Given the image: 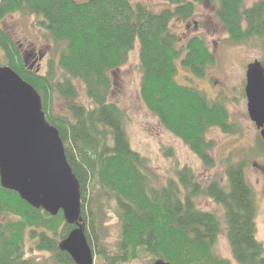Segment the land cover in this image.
Segmentation results:
<instances>
[{"label":"trees","instance_id":"16d2710c","mask_svg":"<svg viewBox=\"0 0 264 264\" xmlns=\"http://www.w3.org/2000/svg\"><path fill=\"white\" fill-rule=\"evenodd\" d=\"M166 1L169 6L156 12L130 0H0V65L11 67L40 94L46 118L58 128L80 182L82 201L79 222L69 224L62 210L53 216L4 188L0 170V264H76L62 243L75 228L84 226L93 249L90 231L99 235L94 213L99 192L117 202L121 223L118 252L99 250L108 262L147 259V264H154L162 259L171 264H233L216 252L221 221L196 204L204 196L224 208L233 260L264 264L255 192L245 165L231 163L224 184L215 179L203 185L185 168L179 174L180 187L156 186L147 159L132 146L125 112L110 101L113 71L126 66L138 47L144 103L204 165L214 166V144L207 133L213 127L230 131L227 108L177 81L179 61L203 78L214 55L198 36L188 41L183 53L171 29L175 18L190 19L196 5L208 0ZM209 1L232 41L252 37L264 41V1L249 7L246 0ZM18 12L37 16L56 46L57 62L49 59L46 74L30 68L2 26L7 15ZM56 95L66 101V114L56 111ZM27 241L44 255L28 256Z\"/></svg>","mask_w":264,"mask_h":264},{"label":"rangeland","instance_id":"374dc122","mask_svg":"<svg viewBox=\"0 0 264 264\" xmlns=\"http://www.w3.org/2000/svg\"><path fill=\"white\" fill-rule=\"evenodd\" d=\"M143 3L153 11H161L169 6L166 0H130ZM264 0H246V5ZM2 26L19 45L28 65L34 64L33 70L42 74L48 71L49 59L57 62L56 46L48 38L47 31L40 25L35 15L13 13L7 15ZM171 29L177 36L178 47L185 52L188 41L198 36L208 45L214 55L203 78L194 76L182 67L179 61L177 81L180 84L195 87L204 92L213 101H222L229 114L230 131L213 127L207 133L208 141L213 142V167L203 164L193 150L179 137L168 131L159 118L144 103L140 89L142 72L140 69L139 48L130 55L129 63L113 71L114 86L110 101L116 103L126 114V130L132 146L146 159L151 171V178L156 186L172 183L180 187V171L188 168L195 174L199 183L207 185L215 179L226 183L227 168L231 163L242 162L245 165L247 181L255 192L257 204V237L264 243V146L262 136L255 122L249 116L246 95L247 68L255 60L264 66V41L252 37L244 42H234L229 38L226 27L216 15V7L209 0L196 5V12L188 19L175 18ZM84 95V91H81ZM56 111L66 114V101L55 96ZM98 199V200H97ZM94 204L99 218V235L92 230L90 236L95 252L94 264H147L134 259L127 262L111 263L99 254L100 249L107 253H117L121 239V223L117 215V202L108 194L99 192ZM196 204L201 210L214 212L221 221V232L216 245V252L225 259L233 260L227 236V223L224 208L210 197L200 196ZM84 229V226H81ZM26 243L28 256L41 257ZM33 249H32V248Z\"/></svg>","mask_w":264,"mask_h":264},{"label":"water","instance_id":"95a60500","mask_svg":"<svg viewBox=\"0 0 264 264\" xmlns=\"http://www.w3.org/2000/svg\"><path fill=\"white\" fill-rule=\"evenodd\" d=\"M249 116L264 141V66L259 60L247 68ZM37 90L9 66L0 65V170L3 187L16 191L34 208L57 215L69 224L80 220L81 185L74 174L58 128L42 109ZM62 248L76 264H94L95 252L85 231L75 228ZM154 264H171L159 259Z\"/></svg>","mask_w":264,"mask_h":264},{"label":"flooded vegetation","instance_id":"af4514ba","mask_svg":"<svg viewBox=\"0 0 264 264\" xmlns=\"http://www.w3.org/2000/svg\"><path fill=\"white\" fill-rule=\"evenodd\" d=\"M26 62H27V61H26ZM33 67H34V64L30 65V68H31V69H33Z\"/></svg>","mask_w":264,"mask_h":264}]
</instances>
